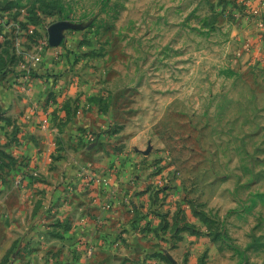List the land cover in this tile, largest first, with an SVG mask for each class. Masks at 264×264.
Instances as JSON below:
<instances>
[{
    "label": "rangeland",
    "instance_id": "rangeland-1",
    "mask_svg": "<svg viewBox=\"0 0 264 264\" xmlns=\"http://www.w3.org/2000/svg\"><path fill=\"white\" fill-rule=\"evenodd\" d=\"M5 80L0 264H264V0H0Z\"/></svg>",
    "mask_w": 264,
    "mask_h": 264
},
{
    "label": "crops",
    "instance_id": "crops-1",
    "mask_svg": "<svg viewBox=\"0 0 264 264\" xmlns=\"http://www.w3.org/2000/svg\"><path fill=\"white\" fill-rule=\"evenodd\" d=\"M7 89L11 91V85L7 83V80H5L4 82L0 81V97L3 102L5 101V99H7Z\"/></svg>",
    "mask_w": 264,
    "mask_h": 264
},
{
    "label": "water",
    "instance_id": "water-1",
    "mask_svg": "<svg viewBox=\"0 0 264 264\" xmlns=\"http://www.w3.org/2000/svg\"><path fill=\"white\" fill-rule=\"evenodd\" d=\"M53 40H54V41H52V44H57V43H58V41H59V38H58V37H56V38H54Z\"/></svg>",
    "mask_w": 264,
    "mask_h": 264
},
{
    "label": "built area",
    "instance_id": "built-area-1",
    "mask_svg": "<svg viewBox=\"0 0 264 264\" xmlns=\"http://www.w3.org/2000/svg\"><path fill=\"white\" fill-rule=\"evenodd\" d=\"M39 61V57L38 58H36V62H38Z\"/></svg>",
    "mask_w": 264,
    "mask_h": 264
}]
</instances>
